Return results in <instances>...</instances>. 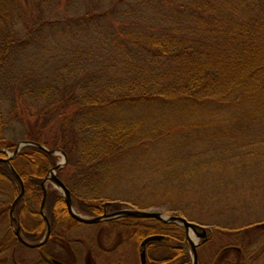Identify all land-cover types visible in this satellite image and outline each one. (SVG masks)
Returning a JSON list of instances; mask_svg holds the SVG:
<instances>
[{"label": "trees", "instance_id": "obj_1", "mask_svg": "<svg viewBox=\"0 0 264 264\" xmlns=\"http://www.w3.org/2000/svg\"><path fill=\"white\" fill-rule=\"evenodd\" d=\"M61 1L0 0V147L13 148L16 140L3 137L4 126L7 119H19L23 139L61 148L66 160L56 174L78 211L95 215L100 203H122L99 196L116 178L152 181L154 175L170 187L187 179L174 164L182 154L199 153L198 146L180 142L200 126L198 111L219 117L229 108L264 109V0H112L97 11L47 16L46 9ZM89 21L98 23L89 37L96 46L55 57L51 73L43 74L44 61L36 56L52 41L46 29H88ZM255 142L246 138L237 145L252 156ZM147 153L164 156L153 173H127ZM55 160L54 153L32 144L18 148L9 160L23 182L17 203L38 206L40 181ZM46 188L47 218L82 224L68 214L59 191L48 183ZM18 189L8 163L0 160V218H7ZM14 214L25 237L35 241L43 228L37 208L15 205ZM30 220L36 221L31 229ZM101 223L122 241L132 240L136 264L138 242L149 233L164 235L145 243L149 264H190L183 226L174 221L120 214ZM212 229L206 227L205 239Z\"/></svg>", "mask_w": 264, "mask_h": 264}, {"label": "rangeland", "instance_id": "obj_2", "mask_svg": "<svg viewBox=\"0 0 264 264\" xmlns=\"http://www.w3.org/2000/svg\"><path fill=\"white\" fill-rule=\"evenodd\" d=\"M111 2L112 0H62L57 6L46 9V15L49 16V11L76 14L85 8L97 11ZM129 2L136 3L134 0ZM89 23L88 29H79V25H73L71 30L65 26L44 30L48 32L45 34L47 39L52 41L49 42L51 45L46 44L44 51H39L36 56L37 62L44 61L41 66L43 74L47 76L51 73L56 62L55 57H69L72 51L76 54L77 50L85 49L89 44L96 46L89 37L94 34V27L97 28L98 23ZM100 23L106 28L111 24L107 18H102ZM111 29L110 27L106 30ZM62 30L64 34L61 33ZM53 45L57 47L54 48ZM57 48L58 50H51ZM198 112L195 115L198 114L202 121L200 126L191 129L190 139L187 140V134L184 136L185 142H180L183 146L188 141L190 146H198L199 153L182 154L177 165L174 164L187 179H182L180 184L176 183L174 187H170L166 182L155 181L154 175L152 181H149L150 178L141 179L139 176L131 180L116 178L99 196L122 201L125 205L120 207L158 209L165 213L182 210L187 219L213 228L209 238L196 245L198 264H264V223L259 224L264 221V109L243 111L229 108L219 112V117H215L218 112ZM4 127V138L16 141L23 139L19 136L22 132L19 131L22 120L7 119ZM246 138L257 141L252 146V156L245 154L237 145ZM183 151L185 148L182 147ZM168 154L173 153L170 151ZM228 154H234L238 158L233 159V163H228L231 160L224 159ZM55 155L56 161L61 159L60 153ZM163 157L160 154L155 156L147 153L137 160L132 168L130 166L127 173L151 175L154 164H158L159 159ZM46 183L56 188L50 180ZM3 190L6 193V189ZM3 195L6 197V194ZM131 201H135L136 205H132ZM32 207L37 208L35 205ZM73 208L77 211L75 206ZM5 220L4 218L0 222H6ZM111 230V227L99 222L72 226L67 234L71 240L74 239L70 244L76 264H117L113 262L117 255L122 264H136L133 242L129 241L119 246L117 251L114 250L110 239L116 235ZM189 234L192 239H199L191 231ZM98 236L101 243L95 248L94 244L89 242ZM227 245L239 246V251L233 246L223 250L222 247ZM57 254L60 257L62 252L58 251ZM12 258L16 264H33L37 251L34 247L18 246L13 251L8 248L0 252V264H7Z\"/></svg>", "mask_w": 264, "mask_h": 264}, {"label": "water", "instance_id": "obj_3", "mask_svg": "<svg viewBox=\"0 0 264 264\" xmlns=\"http://www.w3.org/2000/svg\"><path fill=\"white\" fill-rule=\"evenodd\" d=\"M24 144H32V145L38 146L40 148L45 149L49 153H54V154L60 153L61 154V159L56 161L51 167L48 168L45 176L40 181L41 195H40V200H39V205H38V211H39L40 215L42 216V219L44 220V224H45V231H44L42 237L40 239H38L37 241L30 242V241L24 240L20 237V235L18 233V226L17 225L14 228V233L16 234L17 238L19 240H21L22 242H24L26 245L36 246V245L40 244L41 242H43L47 236L48 220H47L46 214L43 210V208H44L43 204H44V200H45V196H46V181L50 180L54 184V186L59 190L60 195L63 198V201H64V204H65V207H66L68 214L72 218H74L78 221L96 222L98 220H101V219H104L107 217H111V216H116V215H120V214H132V215H137V216H141V217H154V218H157L159 220L166 221V222L174 221V222L182 225L183 229H184V236H185V241H186V245L183 247V252L188 250L189 255H190V264H197L196 245L198 242L205 239V237H206V226L200 225V224H198L192 220H189L181 214L174 213V212L165 213V212L160 211L158 209L121 207V208H118V209L113 210L111 212H102V213L96 214V215H87V214H83L79 211H76L73 208L71 195H70V192H69L67 186L56 175L57 169L59 167H61L66 160L65 152L61 148H58V147L46 148L42 143H40L38 141L30 140V139H19L18 141H16L13 148L9 151L3 147H0V150L3 153H5L4 156H0V160H3L6 163H8L9 170L11 171V173L14 175V177L17 179V181L19 183L18 192L13 197V199L11 200L10 205L8 207V216H9V219L11 221H12V219H14V215L12 213L13 206L23 191V184H22V180H21L20 176L18 175V173L9 164V158H11L17 152L18 148ZM189 231H191L199 239H192L190 234H189ZM163 237H164V235L161 233H149V234L144 235L140 239V241L138 243V248H137V255H138V259H139V264H148L146 259H145V243L148 240L161 239ZM59 264H63V263L59 262Z\"/></svg>", "mask_w": 264, "mask_h": 264}, {"label": "flooded vegetation", "instance_id": "obj_4", "mask_svg": "<svg viewBox=\"0 0 264 264\" xmlns=\"http://www.w3.org/2000/svg\"><path fill=\"white\" fill-rule=\"evenodd\" d=\"M3 154L5 155V153H3ZM4 155H2V156H4ZM9 160H10V158H9ZM55 162H56V160H55ZM22 184H23V182H22ZM18 185H19V183H18ZM10 202L8 204V207L10 205ZM15 205H35V204L34 203H21V202L17 203V201H16L14 203V206ZM38 205H39V203H38ZM43 205H46V204L44 203ZM100 205H102L101 212H100V213H102V212H111L113 210L121 208L120 205H125V204L107 201V202L100 203ZM116 205H118V206H116ZM14 206H13V211H12V213L14 215V219H12V221L9 219L8 209H7V218L5 220L6 222H3V223L0 222V252L5 250V249H8V248H10L11 251H13L18 246H28L24 242L19 240L17 238L16 234L14 233V228L16 225L18 226V233H19L20 237L24 240L32 242V240H28L27 237H25L24 227L22 226V224L20 223V221L16 218V216L14 214ZM37 210H38V206H37ZM100 213H97V214H100ZM111 217H114V216H111ZM111 217H107V218H111ZM41 218H42V216H41ZM107 218H104V219H107ZM104 219L98 220L96 222H81V221H79V222H81L82 224L83 223H90L91 224V223H98V222L101 223V221ZM1 220H3V218H0V221ZM47 220H48V232H47V236H46L45 240L36 246H28V247H34V249H36V251H37V258L35 260V263H33V264H59V262H61L63 264H76L75 255H74V252L71 250V244H70V241H73L74 239L71 240L67 234L68 230L73 225H71L68 222H65L63 220H55V219L49 220L48 218H47ZM42 222H43L42 232H41L40 236L35 241L40 239L42 237L44 231H45V224H44L43 219H42ZM58 222L61 223V225L59 226L60 228L56 225ZM32 226H36V221L32 220L30 222V229ZM59 231H61V232L59 233ZM109 237L112 238L111 236H109ZM114 238H116V239H114ZM129 241H132V240L131 239H123V241H122L120 236L119 237L115 236L112 239H110L111 247H113V249L116 251L119 249V246L126 244ZM91 242H92V244H94L95 248H98V246L101 243L100 236H98V238H92V240L89 242V244H91ZM232 246L239 251V246H234V245H227V246H224L222 248H223V250H225L226 248H228V247L230 248ZM137 248H138V245H137ZM58 251L62 252V255L60 257L57 254ZM136 254H137V249H136ZM137 259H138V255H137ZM145 259H146V253H145ZM113 262H115L117 264H122V260L118 255L114 258ZM138 263H139V259H138ZM7 264H16V263L14 262V260L12 258L11 261L7 262Z\"/></svg>", "mask_w": 264, "mask_h": 264}]
</instances>
